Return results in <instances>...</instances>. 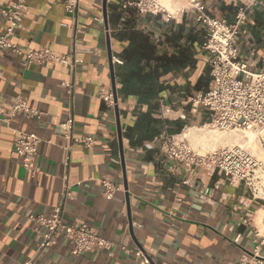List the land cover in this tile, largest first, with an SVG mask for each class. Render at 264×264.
Segmentation results:
<instances>
[{"label":"crops","instance_id":"1","mask_svg":"<svg viewBox=\"0 0 264 264\" xmlns=\"http://www.w3.org/2000/svg\"><path fill=\"white\" fill-rule=\"evenodd\" d=\"M15 1L0 0V33L7 27L3 11ZM201 1L209 14L228 21L235 19L237 7L252 9L238 47L255 70L264 69V0ZM164 3L170 12L186 7L182 0ZM61 22L71 23V17L59 0H26L12 40L64 55L77 39L71 103L61 86L71 75L62 65H23L10 51L0 53V264H24L35 254L36 264H264V249L261 259L241 262L252 248L246 215L254 211L259 225L264 202L254 200L244 184H231L224 173L197 169L189 175L177 169L164 155L163 140L156 139L169 130L161 121L169 120L185 123L182 131L198 151L216 144L214 134L208 140L202 135L208 112L190 102L211 83L209 54L202 47L205 31L192 15L166 23L161 16L125 12L122 0H107L106 10L104 0H81L77 27ZM141 38L156 46V60L140 64L137 54L127 57ZM137 65L139 75L133 73ZM108 94L115 104L103 99ZM18 96L42 113L40 120L18 115L6 121ZM160 99L167 105L165 115L156 106ZM70 104L74 134L93 136L96 144H75L66 165L59 123ZM194 129L199 136H192ZM14 130L42 138L31 170L14 151L19 135ZM103 180L119 187L113 199L104 195ZM66 189L71 197L63 220L87 225L113 241V248L76 255L68 240L58 237L37 254L40 235L30 217L50 215ZM135 247L144 256H137Z\"/></svg>","mask_w":264,"mask_h":264},{"label":"built area","instance_id":"2","mask_svg":"<svg viewBox=\"0 0 264 264\" xmlns=\"http://www.w3.org/2000/svg\"><path fill=\"white\" fill-rule=\"evenodd\" d=\"M71 17V23L61 22L62 26L75 29L81 9V0H59ZM169 1V0H167ZM186 7L170 12L164 0H122V10L135 11L139 15L150 14L161 16L163 21L170 23L184 13L192 15L194 23L205 31L202 47L209 54V74L211 83L205 92L190 98L193 108L202 106L209 114L210 121L204 125L223 131H251L264 148V69L255 70L250 58L240 55L238 38L241 35L252 9L248 6L237 7L235 19L212 16L201 0H182ZM26 9V0H16L9 9L3 11L7 22L6 30L0 33V53L10 51L22 59L23 65H62L71 75L69 80L62 81L61 86L67 90L71 103L75 90V73L78 66L77 54L79 42L74 40L68 54L58 55L49 48H32L12 40L13 32L18 26L19 18ZM122 64L123 61L116 59ZM103 99L113 105L112 94L104 95ZM161 113L165 115L167 105L159 100ZM18 115L28 118L41 119L42 113L28 105L27 99L18 96L6 121ZM185 119V116H182ZM62 129L59 136L65 139L66 165H69L71 152L75 144L92 147L96 144L93 136H76L74 134V117L71 110L66 118L59 123ZM203 126V127H204ZM187 127H185L186 129ZM188 129V128H187ZM213 131V130H210ZM16 134L13 148L23 158V166L32 169L38 146L42 138L35 133H25L14 130ZM186 132V130H185ZM184 131L180 135H170L163 132L156 139L163 140V152L166 158L175 163L177 169L183 168L185 173L193 175L197 169L206 170L212 174L224 173L231 184H244L254 200L264 202V162L253 155L244 145L232 144L213 146L204 152L194 148ZM183 183L188 184V180ZM103 193L113 199L119 187L109 180H103ZM208 190L201 193L205 199ZM68 190L62 193L60 203L55 206L50 215H32L35 231L40 235L37 254L52 247L58 237H64L72 246L73 254L110 250L115 243L103 235L94 232L87 225H71L63 220L65 202L71 197ZM254 211H248L246 223L252 228V248L248 256H242L241 262L248 259H261L264 249V212L259 225L254 223ZM126 249V247H122ZM137 256H144L135 247ZM24 264H36V254L27 259Z\"/></svg>","mask_w":264,"mask_h":264},{"label":"rangeland","instance_id":"3","mask_svg":"<svg viewBox=\"0 0 264 264\" xmlns=\"http://www.w3.org/2000/svg\"><path fill=\"white\" fill-rule=\"evenodd\" d=\"M210 121V120H209ZM208 121V122H209ZM207 122V123H208ZM204 126V125H202ZM203 128V136H205V139L208 140V136L211 134L216 135L218 137L221 136H238V141L237 142H231L229 144H224V145H232L233 144H239V145H244L253 155L257 156L260 160H262V156L264 154L263 147L259 143L256 135L251 132V131H223V130H217V129H212V127H202ZM213 130V131H210ZM249 139V140H248ZM213 146H223L221 143L215 144V142L208 144L207 149L212 148ZM263 161V160H262Z\"/></svg>","mask_w":264,"mask_h":264},{"label":"trees","instance_id":"4","mask_svg":"<svg viewBox=\"0 0 264 264\" xmlns=\"http://www.w3.org/2000/svg\"><path fill=\"white\" fill-rule=\"evenodd\" d=\"M140 41H141L140 44L137 45L136 48H132V50L131 49L127 50L128 52L126 53V55L128 58L129 57L132 58L135 54H137V58L139 59L140 64L142 60H146L145 62L149 63L150 60H154L156 58L155 56L156 46L153 44H148L145 41V39H142V38L140 39ZM133 73L136 75H139L141 73L140 65H137L134 67ZM156 106L159 107V103H156ZM161 122L169 126L168 133L170 135H174V134H178L182 132V129L185 126V123L178 122V121L163 120ZM159 133L160 132H158V134Z\"/></svg>","mask_w":264,"mask_h":264},{"label":"bare ground","instance_id":"5","mask_svg":"<svg viewBox=\"0 0 264 264\" xmlns=\"http://www.w3.org/2000/svg\"><path fill=\"white\" fill-rule=\"evenodd\" d=\"M199 130H201V128ZM192 132H193L192 136H195V137L199 136V134H198L199 131L198 130L194 129V130H192ZM214 140L216 141V144L221 143V145L223 144V146H225L224 144H229L231 142H237L238 141V136L237 135L236 136H234V135L233 136H227L226 135V136L218 137V136L214 135Z\"/></svg>","mask_w":264,"mask_h":264},{"label":"water","instance_id":"6","mask_svg":"<svg viewBox=\"0 0 264 264\" xmlns=\"http://www.w3.org/2000/svg\"><path fill=\"white\" fill-rule=\"evenodd\" d=\"M106 5H107V0H104V8L106 10ZM116 95V94H115ZM115 101H117V97L115 96ZM119 133H121V127H120V124H119ZM120 138H121V141H122V136L120 134Z\"/></svg>","mask_w":264,"mask_h":264}]
</instances>
